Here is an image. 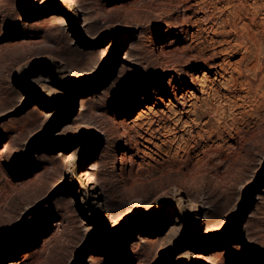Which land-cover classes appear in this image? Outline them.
I'll return each instance as SVG.
<instances>
[{"label": "rangeland", "instance_id": "obj_1", "mask_svg": "<svg viewBox=\"0 0 264 264\" xmlns=\"http://www.w3.org/2000/svg\"><path fill=\"white\" fill-rule=\"evenodd\" d=\"M9 261L264 264V0H0Z\"/></svg>", "mask_w": 264, "mask_h": 264}, {"label": "bare ground", "instance_id": "obj_2", "mask_svg": "<svg viewBox=\"0 0 264 264\" xmlns=\"http://www.w3.org/2000/svg\"><path fill=\"white\" fill-rule=\"evenodd\" d=\"M47 19H49V18H47ZM56 19V18H55ZM154 43V42H153ZM211 66V65H210ZM210 68V67H209ZM214 72V71H213ZM205 73V72H204ZM217 74V73H216ZM204 75V74H203ZM202 75V76H203ZM204 77V76H203ZM163 79H165V77H163V78H161V80H159V81H162ZM195 79H196V77H195ZM168 80H169V78H168ZM197 80V79H196ZM176 90V89H175ZM159 93H162V91H159ZM183 94H181L178 98H177V100H181V101H179L180 103V105H182V112H179V118L177 119V120H180L181 119V115L183 114V113H186V112H188L189 111V109H190V107H191V103H189V99L188 100H186L185 99V95L186 94H189V93H192V92H190L189 90L188 91H184V92H182ZM193 94V93H192ZM173 95H174V97L177 95V91H173ZM194 96V95H193ZM156 101V100H155ZM194 102V101H193ZM156 106V104H154V107ZM194 106V105H193ZM192 106V107H193ZM153 106H148V105H145V106H143V107H141V108H139V110H138V112H137V116H136V118L133 120V123L132 124H130L129 125V123H126L125 122V126H126V128L127 127H133V126H135V127H137V129H138V131L139 132H137L138 133V136L140 137V138H142L143 140H144V142H149V139L148 138H145V136L148 134V136H151V137H155L156 136V133L158 132V129H153L152 128V121L150 122L149 121V123H146L147 125L145 126L144 125V122L142 123V121H143V119L145 118V115L150 111V110H152L153 108H154ZM125 109H127V108H125ZM180 109V108H179ZM157 111H159V110H157ZM179 111V110H178ZM201 111V110H200ZM155 112V111H154ZM161 112V111H160ZM191 112V111H190ZM174 114H176L175 112H173ZM203 113V112H202ZM158 114H159V112H158ZM189 114V113H188ZM201 114V113H200ZM163 115V114H162ZM186 117V116H185ZM199 117V116H198ZM170 118V117H169ZM172 118H174L173 116H172ZM183 118V117H182ZM151 120V119H150ZM176 120V119H175ZM175 120H173V122L175 121ZM198 120V119H197ZM200 120V119H199ZM122 122V121H121ZM146 122V121H145ZM178 122V121H177ZM180 122V121H179ZM197 122V121H196ZM175 123H176V121H175ZM193 123V122H192ZM198 123V122H197ZM179 124V123H178ZM187 125V124H186ZM124 126V125H123ZM134 128V127H133ZM171 129V128H170ZM173 129V128H172ZM134 130V129H133ZM128 131V130H127ZM170 131V130H169ZM174 132L176 131V130H173ZM173 131H172V134H173ZM137 133H136V136H137ZM166 131L164 130V132H163V136H165L166 135ZM169 133V132H168ZM170 134V133H169ZM137 136V137H138ZM174 136V135H173ZM157 138V137H156ZM161 139V138H160ZM173 139V138H172ZM175 139V138H174ZM166 140V139H165ZM151 142V141H150ZM168 142V141H167ZM166 142V143H167ZM152 143V142H151ZM141 144V143H140ZM176 145H177V143H176ZM184 146V145H183ZM160 148V147H159ZM138 149V148H137ZM176 150V149H175ZM183 152V151H182ZM9 264H15L13 261H9ZM209 264H213V261H209Z\"/></svg>", "mask_w": 264, "mask_h": 264}]
</instances>
